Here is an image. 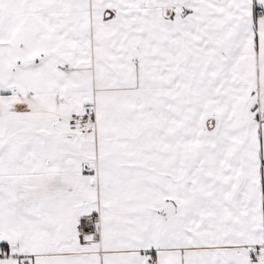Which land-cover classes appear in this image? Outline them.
<instances>
[{
	"label": "snow or ice",
	"instance_id": "snow-or-ice-1",
	"mask_svg": "<svg viewBox=\"0 0 264 264\" xmlns=\"http://www.w3.org/2000/svg\"><path fill=\"white\" fill-rule=\"evenodd\" d=\"M0 264H264V0H0Z\"/></svg>",
	"mask_w": 264,
	"mask_h": 264
}]
</instances>
